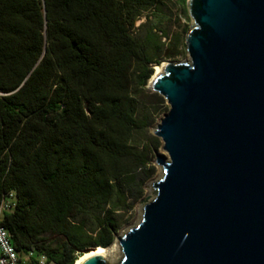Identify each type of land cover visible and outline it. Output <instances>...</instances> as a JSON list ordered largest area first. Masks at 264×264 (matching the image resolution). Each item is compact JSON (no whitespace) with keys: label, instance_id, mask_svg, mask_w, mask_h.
<instances>
[{"label":"trees","instance_id":"obj_1","mask_svg":"<svg viewBox=\"0 0 264 264\" xmlns=\"http://www.w3.org/2000/svg\"><path fill=\"white\" fill-rule=\"evenodd\" d=\"M160 1L0 0V200L15 198L0 226L24 264L108 247L139 197L137 105L179 38L155 27L138 38L132 26Z\"/></svg>","mask_w":264,"mask_h":264},{"label":"water","instance_id":"obj_2","mask_svg":"<svg viewBox=\"0 0 264 264\" xmlns=\"http://www.w3.org/2000/svg\"><path fill=\"white\" fill-rule=\"evenodd\" d=\"M187 7L188 60L149 83L161 175L115 264H264V0Z\"/></svg>","mask_w":264,"mask_h":264},{"label":"rangeland","instance_id":"obj_3","mask_svg":"<svg viewBox=\"0 0 264 264\" xmlns=\"http://www.w3.org/2000/svg\"><path fill=\"white\" fill-rule=\"evenodd\" d=\"M188 0H185L184 4H181L178 0H161L157 2L155 7L144 11L133 23L132 34L138 38L144 37L150 27H155L153 32L160 36L161 32L167 34V37L179 38L178 54L171 58H164L158 65H152V75L145 85V92L141 97L142 101L137 105V118L145 117L146 127L142 132L133 134L132 145L139 150L146 149L147 152V165L145 174L148 178L143 181L141 186V193L139 197L131 203L130 209L126 212H122L119 218V228L112 235V242L108 246L116 244V238L121 237L129 228L134 226L141 214V208L143 206L144 199H150L153 194L152 184L160 178L161 170L156 164V155L165 153L161 150V142L153 135V130L158 124L159 120L165 114L167 105L163 101L162 104L158 103L156 93L149 89L150 79L154 76L156 67L165 64L172 63L178 64L188 60L187 53L185 51V36L193 22L188 14L187 7ZM161 42L165 41L164 37H161ZM157 95V97L154 96ZM142 178V175H140ZM49 239H52L54 235H46ZM120 258V251L116 250L114 256L106 260L110 264H115Z\"/></svg>","mask_w":264,"mask_h":264},{"label":"built area","instance_id":"obj_4","mask_svg":"<svg viewBox=\"0 0 264 264\" xmlns=\"http://www.w3.org/2000/svg\"><path fill=\"white\" fill-rule=\"evenodd\" d=\"M15 206L14 194L10 193L0 200V220L4 214L10 213ZM30 254L28 255V257ZM26 256L25 259H28ZM0 264H24L22 258L10 242L8 232L0 226ZM37 264H47L44 257L37 258Z\"/></svg>","mask_w":264,"mask_h":264},{"label":"bare ground","instance_id":"obj_5","mask_svg":"<svg viewBox=\"0 0 264 264\" xmlns=\"http://www.w3.org/2000/svg\"><path fill=\"white\" fill-rule=\"evenodd\" d=\"M163 66H164V64L156 67L154 76L152 77V79H150V81H152L154 79V77H156V76H158V75H160L162 73ZM116 250L119 251V247H118L117 243L112 245V246H110V247H106V248L96 247L93 250H90L88 252L80 254L75 259L74 264H82L84 261H86L87 259H90L92 257H103L102 259L108 260L112 256L115 255Z\"/></svg>","mask_w":264,"mask_h":264}]
</instances>
